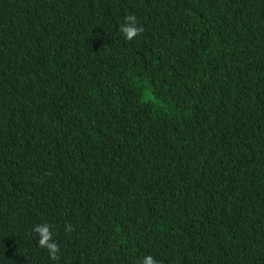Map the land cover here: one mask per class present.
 <instances>
[{
  "label": "trees",
  "instance_id": "1",
  "mask_svg": "<svg viewBox=\"0 0 264 264\" xmlns=\"http://www.w3.org/2000/svg\"><path fill=\"white\" fill-rule=\"evenodd\" d=\"M149 254L264 264V0H0V264Z\"/></svg>",
  "mask_w": 264,
  "mask_h": 264
},
{
  "label": "clouds",
  "instance_id": "2",
  "mask_svg": "<svg viewBox=\"0 0 264 264\" xmlns=\"http://www.w3.org/2000/svg\"><path fill=\"white\" fill-rule=\"evenodd\" d=\"M144 30L145 29L143 25L139 23V20L135 14L126 15L124 17V23H122L119 27V31L128 41H132L138 35L142 34ZM51 229V225L43 223L35 225L33 231L37 236V245L42 249H46L50 259L56 261L60 258L58 254L60 253L61 249L58 243L53 239L54 233ZM64 231L66 233H71L74 231V226L71 223H67L64 226ZM138 264H159V262L149 254L139 260Z\"/></svg>",
  "mask_w": 264,
  "mask_h": 264
}]
</instances>
